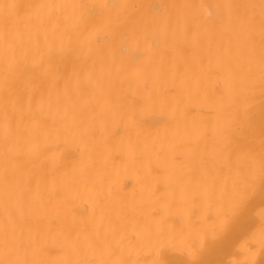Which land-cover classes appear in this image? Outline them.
Wrapping results in <instances>:
<instances>
[{"label":"snow or ice","instance_id":"obj_1","mask_svg":"<svg viewBox=\"0 0 264 264\" xmlns=\"http://www.w3.org/2000/svg\"><path fill=\"white\" fill-rule=\"evenodd\" d=\"M0 264H264V0H0Z\"/></svg>","mask_w":264,"mask_h":264},{"label":"bare ground","instance_id":"obj_2","mask_svg":"<svg viewBox=\"0 0 264 264\" xmlns=\"http://www.w3.org/2000/svg\"><path fill=\"white\" fill-rule=\"evenodd\" d=\"M31 2H40V0H31ZM110 163L111 166L115 167L119 172L117 179L121 185L122 191L125 194L130 195L135 191H139L143 176L139 166L128 158L126 152H121L118 149L117 152L113 153V158ZM256 211H259V201H257ZM257 259L261 258L257 257Z\"/></svg>","mask_w":264,"mask_h":264}]
</instances>
